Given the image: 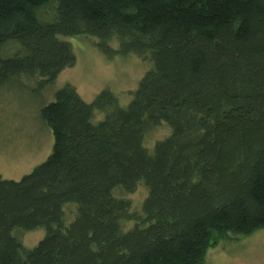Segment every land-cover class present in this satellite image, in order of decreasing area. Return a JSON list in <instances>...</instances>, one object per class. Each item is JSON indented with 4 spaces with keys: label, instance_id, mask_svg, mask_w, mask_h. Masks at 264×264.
I'll return each instance as SVG.
<instances>
[{
    "label": "trees",
    "instance_id": "1",
    "mask_svg": "<svg viewBox=\"0 0 264 264\" xmlns=\"http://www.w3.org/2000/svg\"><path fill=\"white\" fill-rule=\"evenodd\" d=\"M81 35L152 68L127 106L67 85L41 109L50 156L20 180L0 173V264H206L217 235L263 229L264 0H0V51H23L0 56V88L55 83L76 64L59 37ZM162 124L171 133L150 148ZM139 184V210L114 194ZM38 228L29 249L19 233Z\"/></svg>",
    "mask_w": 264,
    "mask_h": 264
},
{
    "label": "rangeland",
    "instance_id": "2",
    "mask_svg": "<svg viewBox=\"0 0 264 264\" xmlns=\"http://www.w3.org/2000/svg\"><path fill=\"white\" fill-rule=\"evenodd\" d=\"M49 15L50 18L46 19L38 13L41 21L53 22L55 12L51 11ZM59 38L72 45L76 64L65 68L55 83L44 88L39 77L22 75L0 88V173L6 179L20 180L50 156L54 137L40 112L55 100L58 90L71 85L84 101L91 103L102 90L109 89L122 106H127L140 80L152 68L151 62L143 61L134 54L123 56L118 53L119 42L116 39L110 43L109 52L105 53L97 46L98 39L90 35ZM12 46L0 51V56L23 55L19 44ZM104 117L103 113L97 112L93 122L98 123ZM170 133L169 126L162 124L147 135L146 143L152 148L156 141ZM147 191L144 184H139L132 194L116 189L114 194L130 198L134 209L139 210L148 195ZM76 207L75 203L65 206L70 221L76 215ZM132 225L127 224L128 227ZM14 235L18 236L15 231ZM19 235L23 244L31 249L45 237L46 230L38 228ZM214 243L208 251L206 264H264V228L248 236L217 235Z\"/></svg>",
    "mask_w": 264,
    "mask_h": 264
}]
</instances>
